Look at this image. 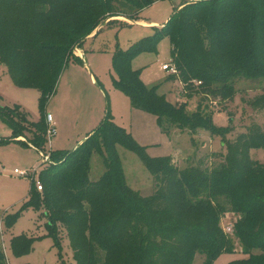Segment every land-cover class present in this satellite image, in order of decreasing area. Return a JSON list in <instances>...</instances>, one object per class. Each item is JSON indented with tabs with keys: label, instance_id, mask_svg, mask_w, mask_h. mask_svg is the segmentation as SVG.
<instances>
[{
	"label": "trees",
	"instance_id": "trees-1",
	"mask_svg": "<svg viewBox=\"0 0 264 264\" xmlns=\"http://www.w3.org/2000/svg\"><path fill=\"white\" fill-rule=\"evenodd\" d=\"M156 1L0 0V63L15 86L39 92L43 109L72 48L101 20L114 18L108 25L120 24L116 18L136 22ZM164 38L186 96L200 97L193 113L186 105L168 103L156 87L142 82L140 70L132 69L136 56L155 52ZM112 70L114 88L133 109L154 116L162 133H169L167 124L190 134L204 129L220 138L225 153L179 169L171 156L150 157L107 111L72 151L50 152V161L38 174L42 190L32 181L20 209L0 218L6 231L24 211L38 212L45 220L44 237L58 250L59 264L63 237L74 264H192L197 253L204 255V264H213L220 255L235 252L234 240L245 257L227 264H264V164L249 156L251 149L264 148V130L252 121L245 132L227 139L230 130L214 126L212 113L201 108L204 101L232 99L235 79H264V0H182L153 36L116 50ZM249 104L253 110L264 109V93ZM15 109L31 128V144L41 151L45 118L30 122L20 107ZM11 110L0 107V121L12 132L0 144L21 136ZM117 146L135 154L153 177L152 195L142 196L127 186ZM93 152L104 167L94 182L89 179ZM225 214L237 217L231 237L220 226ZM40 238L12 236L11 254L28 255ZM0 264H7L1 248Z\"/></svg>",
	"mask_w": 264,
	"mask_h": 264
},
{
	"label": "rangeland",
	"instance_id": "rangeland-1",
	"mask_svg": "<svg viewBox=\"0 0 264 264\" xmlns=\"http://www.w3.org/2000/svg\"><path fill=\"white\" fill-rule=\"evenodd\" d=\"M181 3L182 0L154 2L143 9L139 15V20L145 25L129 23L124 18H116L120 24L111 25L107 23L115 20L114 18L101 20L88 37L72 48L71 58L60 74L55 92L47 100L43 109L39 105V92L33 88L15 86L5 65L0 63V107L11 108L9 115L21 127L17 129L21 136L14 141L9 140L7 143L0 144L1 219L2 215L18 211L26 200L32 180H38L39 172L47 166L45 162L43 163L44 153L49 158L51 151H72L87 137L88 133L99 126L107 111L113 117L115 124L130 133L137 143L136 135L147 140L146 146L138 144L145 148L150 157H174L179 169L187 167L191 162L196 164L198 160L209 157L213 153H225L220 138L212 136L207 130L200 129L190 134L186 130L167 124L169 133L166 134L161 132L154 116L134 110H131L129 114L128 108L122 104V101L127 99L113 86L114 52L117 49L125 51L140 40L153 36L154 29L163 26ZM89 37L91 39L87 40ZM170 49L168 39H162L157 44L155 52H145L136 56L131 64L132 69L140 70L142 82L149 88L156 87L157 93L163 95L168 103L173 106L186 105V111L193 113L198 108L200 97L186 96L184 85L179 79L160 69L164 64L173 63ZM91 75L94 78L93 82L90 80ZM233 87L232 99L226 100L220 97L201 104L203 110L207 109L209 113H212V124L223 130H230L226 135L227 139H233L237 134L245 132L252 121L264 130V109L253 110L249 104L256 96L264 93V79H235ZM15 107H20V110L27 114L30 122H38L42 116L45 118L46 115H51L50 126L55 129L56 134L50 139L46 132L44 133L45 142L41 151L36 150L31 144L32 136L28 132L31 128L24 122L26 120L20 116ZM135 113L144 115V118L136 116ZM47 129L46 124V131ZM11 135V129L0 121V139L10 138ZM17 141L28 147L22 146ZM116 149L127 186L135 191L141 189L142 196L153 194L155 188L153 177L139 158L121 146H117ZM249 156L252 160L264 164V148L251 149ZM15 169L31 174L29 177H19L13 173ZM103 172L102 159L97 152H93L90 158L89 179L93 182L97 181ZM236 218V215L225 214L220 219L222 231L227 224H230L233 232V222ZM1 219L0 248L4 252L7 264H59L61 262L52 240L44 237L45 220L39 216L38 212L31 209L24 211L10 231H6ZM232 232L226 235L231 237ZM20 234L42 238L34 242L28 255L15 258L9 249V239ZM234 242L235 252L220 255L213 264H227L245 257L240 253L238 243L235 240ZM61 256L63 264H74L72 250L66 237H63L61 242ZM192 264H204V255L195 254Z\"/></svg>",
	"mask_w": 264,
	"mask_h": 264
},
{
	"label": "built area",
	"instance_id": "built-area-1",
	"mask_svg": "<svg viewBox=\"0 0 264 264\" xmlns=\"http://www.w3.org/2000/svg\"><path fill=\"white\" fill-rule=\"evenodd\" d=\"M161 70L165 71V72H168L169 74L173 75V76H178V72L175 68V65L173 63H167V64H164L161 66ZM196 85H199L200 82H196L195 83ZM51 122H52V117L51 115H46L45 116V123L47 124L48 126V129L46 131V134L47 136L51 139L52 136H54L56 134V131L55 129H53L50 125H51ZM43 163L47 162L48 161V156L47 155H43ZM14 174H16L17 176L19 177H29L31 173H28V172H25V171H18V170H14L13 171ZM33 181V180H32ZM34 184H35V188L37 191H41L42 190V185L41 183L36 180L34 181ZM224 233L225 234H230L232 232V225L230 224H227L225 227H224Z\"/></svg>",
	"mask_w": 264,
	"mask_h": 264
},
{
	"label": "crops",
	"instance_id": "crops-1",
	"mask_svg": "<svg viewBox=\"0 0 264 264\" xmlns=\"http://www.w3.org/2000/svg\"><path fill=\"white\" fill-rule=\"evenodd\" d=\"M180 5V4H179ZM179 5H178V7H179ZM177 7V8H178ZM142 12V11H141ZM141 14V13H140ZM129 23H133V24H141V25H145V23L144 22H142V21H140V20H138V21H136V22H130L129 21ZM161 27V26H160ZM99 32V31H98ZM97 32V33H98ZM97 33H95V34H97ZM94 36V35H93ZM93 36H91V37H93ZM91 37H89L87 40H89V39H91ZM81 52H82V56H83V50L81 49ZM160 69H161V67H160ZM163 71V70H162ZM163 72H165V71H163ZM90 80L93 82L94 81V78L92 77V75L90 76ZM121 93V92H120ZM122 94V93H121ZM125 98L127 99V101H125V99H124V101H122V104H123V106L125 107V108H128V113L129 114H131V110H134V111H140V110H137V109H133L132 107H131V105H130V102H129V99L125 96ZM128 102V103H127ZM129 106V107H128ZM142 112V111H141ZM143 113H145V112H143ZM136 114V116H139V117H141V118H144L143 116L144 115H137L138 113H135ZM147 114V113H146ZM153 118V117H152ZM155 118V117H154ZM153 118V119H154ZM152 120V119H151ZM155 120V119H154ZM135 139L138 141V143H140V144H142V145H144V146H146L147 144V140H145V138H141L139 135L137 136H135ZM174 158V157H173ZM174 159H176V158H174ZM152 190H153V188H152ZM135 191V190H134ZM140 191H141V189L140 190H138V191H136V192H139L140 193ZM149 194V193H148ZM152 195V194H151ZM150 196V195H149ZM146 197V196H145ZM4 253V252H3Z\"/></svg>",
	"mask_w": 264,
	"mask_h": 264
},
{
	"label": "water",
	"instance_id": "water-1",
	"mask_svg": "<svg viewBox=\"0 0 264 264\" xmlns=\"http://www.w3.org/2000/svg\"><path fill=\"white\" fill-rule=\"evenodd\" d=\"M127 20V19H126ZM129 21V20H128ZM130 22H132V21H130Z\"/></svg>",
	"mask_w": 264,
	"mask_h": 264
}]
</instances>
